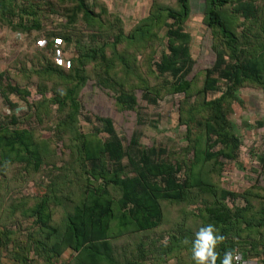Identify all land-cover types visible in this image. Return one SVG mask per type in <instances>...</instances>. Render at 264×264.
<instances>
[{
	"label": "trees",
	"instance_id": "16d2710c",
	"mask_svg": "<svg viewBox=\"0 0 264 264\" xmlns=\"http://www.w3.org/2000/svg\"><path fill=\"white\" fill-rule=\"evenodd\" d=\"M204 1L202 23L214 57L193 74L197 59L186 30L193 0H151L147 15L128 34L122 16L102 0H0V27L19 40L33 39L23 58L0 72V98L10 108L9 115L0 116V207H7L0 208V264H7L5 257L15 264H193L191 241L209 223L225 237L216 249L219 257L238 248L264 264V240H259L264 187L237 194L209 177H223L222 159H238L242 142L232 104L243 107L240 91L264 92V0ZM83 25L91 33L88 46L79 40ZM146 45L145 75L157 85L142 75L144 99L181 97L178 120L189 145L180 152L143 148L136 136L125 147L109 117H86L96 142L75 125L84 108L80 94L92 78L102 81L99 87L108 88L120 110L137 109L134 88L126 77L118 78V70L132 75L129 59ZM46 81L56 83L52 99L53 87ZM36 94L40 99L31 102ZM51 105L58 106L57 115H51ZM20 108L26 111L17 113ZM53 117L63 121L59 128L50 126ZM43 130L61 139L62 146L52 136L42 137ZM79 143V168L70 174L79 181L71 187L79 191L77 200L58 190L41 199L9 196L18 188L11 178L44 176L50 179L48 189L52 182L56 186L69 175L61 160ZM113 187L120 190L117 201L111 198ZM240 198L245 208L236 204ZM60 204L66 207L62 223L56 218ZM255 212L256 231L248 219L255 220Z\"/></svg>",
	"mask_w": 264,
	"mask_h": 264
},
{
	"label": "rangeland",
	"instance_id": "374dc122",
	"mask_svg": "<svg viewBox=\"0 0 264 264\" xmlns=\"http://www.w3.org/2000/svg\"><path fill=\"white\" fill-rule=\"evenodd\" d=\"M110 6L111 10L114 13H118L122 16L123 20L126 23V34L130 32L133 25L137 23L138 20L147 15L151 0H102ZM205 9L204 0H193L192 2V16L187 24L186 30L192 35V44L191 48L194 54V57L197 59V65L193 74L198 71V69L206 68L210 66L213 60L212 52V40L210 34L202 23V15ZM200 16V17H199ZM55 26H53L54 28ZM50 29V28H49ZM80 38L81 43L84 46L90 45L88 39V34H91L89 30L87 31L86 26L83 25L81 28ZM21 37H17L16 33L12 32L7 27H0V72L5 71L8 68L9 64L12 63L19 56L23 58L22 53L26 49L33 39L25 37L23 40H19ZM131 51V50H130ZM150 45L145 46V50L142 52H133V57L129 59V64L132 68V75L126 76V74H121L118 70V78L126 77V81L134 88L133 93L138 101L137 109L134 111H123L120 110L117 104L115 103L114 95L108 90L107 87H99V83H102L97 78H92L88 81L86 87L82 90L80 96L83 99L82 104L84 108H81V113L77 118V129H80V132L86 133V136L94 141L95 138L91 137L93 131L92 124L86 119L89 115L92 117H109L115 123L119 131V135L127 147L132 141L133 137L138 138L139 145L143 148H157V149H166L169 154L171 152H180V150L186 149L189 145L186 138L185 130L179 126V114L177 110V104L181 97L176 96H165L161 100H157L155 103H150L144 99L145 92L143 91L142 82L147 78L151 83H154V78L151 76H146L147 69L143 67L145 64V59H149ZM162 49L160 50L159 55H161ZM137 60H134V56H138ZM20 67V64L17 65ZM94 67L90 66L88 71L93 76L95 71ZM122 70V69H121ZM14 72V71H13ZM16 74H19L18 70H15ZM142 75L144 78H142ZM152 78V81H151ZM55 83V82H54ZM56 84V83H55ZM55 84H52V81L45 82L46 87L50 88L48 91V98L52 99L55 97ZM45 85H43L45 87ZM59 86H57L58 88ZM54 90V91H53ZM35 91V90H34ZM50 92V93H49ZM36 94L34 97L31 96L30 101H35L34 99H40L39 95ZM240 97L243 99L244 105L240 107L239 104L233 103L235 121L237 125L238 135L241 138L242 146L239 151L237 161H231L230 159H222L221 163L225 164L223 177L218 175H213L211 173L209 177L213 179L215 185H220L223 189L228 190L229 192L242 193L243 191L247 192L253 188L261 189L264 187V171H263V161L264 160V92L255 91L250 89H244L240 91ZM17 100V99H16ZM23 106L22 100H17ZM52 106V114L57 115L58 109L57 105ZM24 107V106H23ZM24 109V110H22ZM21 111H26L25 108H20L16 112L20 113ZM10 114V108L8 105H5V102L0 98V116L2 118ZM92 118V119H93ZM55 119L51 122L50 126L57 128L56 125L63 124V121L58 117H53ZM64 120V119H63ZM66 121V120H65ZM62 122V123H61ZM246 123H249L250 127L246 126ZM36 124V123H35ZM69 126V125H68ZM37 126H32L30 129L34 130ZM63 127V126H62ZM65 128V127H64ZM62 128V133L65 134L67 129ZM135 133V134H134ZM42 134V135H41ZM40 135L42 137H53L51 138L62 146L63 142H60L61 139L56 138L53 134L49 133L48 130H43ZM70 136V134H69ZM68 136V137H69ZM96 142V141H94ZM75 145L70 147V156L65 155L61 160L60 166L63 164L65 168H68L66 177L61 178L59 183L54 186L52 182V189L47 188V183H50V179L42 177L41 180H38L39 177L29 180L27 177L21 178H11V182L18 185L17 190H10L9 196L15 195L17 198H22L24 196H29L32 199H41L46 193L49 194V197L54 195V191L58 190L59 195L63 192L65 195H69L71 199L77 200V195L79 191L72 189V184L79 182L76 178L70 176L75 170H78L80 164L77 160L78 153L77 148L81 149L82 144L75 149ZM61 154V151H59ZM74 159V160H72ZM71 162L72 164H68ZM77 162V163H76ZM125 165L128 164V161H124ZM89 165V164H88ZM91 170V167H89ZM255 170V171H254ZM257 170V171H256ZM129 172V170H127ZM13 172V171H12ZM20 172V171H19ZM18 171H15L14 175H17ZM60 174V170H57L55 177ZM184 179V173L181 174ZM215 176V177H214ZM92 180H94L92 178ZM13 185V184H12ZM14 186V185H13ZM57 187V189H56ZM50 191L51 193H48ZM111 198L114 201H117L120 198V190L118 188L109 189ZM257 194L258 192H253ZM57 194V192H55ZM250 203L254 202V199L249 197ZM4 200V199H3ZM8 200H4V206L8 205ZM229 206L234 207L230 199L227 200ZM65 204V203H64ZM242 208H245L247 203L242 198L238 199L236 202ZM60 210L56 213V218L63 220L62 215L65 214L64 209L65 205L60 204ZM260 207L258 203L255 204L254 209L257 210ZM2 209H7V207H0ZM68 211V210H66ZM258 212V211H257ZM256 213V219L251 220L249 217L251 225L253 224L256 231V224L258 222L259 214ZM67 213V212H66ZM251 216V215H250ZM62 217V218H61ZM59 222V223H60ZM62 223V222H61ZM264 227V226H263ZM246 234H244V237ZM264 236H259V240L262 243ZM264 245V242L262 243ZM10 264H15L14 260H9L5 257ZM11 259V258H10ZM18 264V263H17ZM174 264V263H173Z\"/></svg>",
	"mask_w": 264,
	"mask_h": 264
},
{
	"label": "clouds",
	"instance_id": "9594fccd",
	"mask_svg": "<svg viewBox=\"0 0 264 264\" xmlns=\"http://www.w3.org/2000/svg\"><path fill=\"white\" fill-rule=\"evenodd\" d=\"M225 237L212 223L200 227L191 241V259L193 264H234L239 259L233 251H226L219 257L217 246L224 241ZM187 242V241H186Z\"/></svg>",
	"mask_w": 264,
	"mask_h": 264
},
{
	"label": "built area",
	"instance_id": "2783aa9c",
	"mask_svg": "<svg viewBox=\"0 0 264 264\" xmlns=\"http://www.w3.org/2000/svg\"><path fill=\"white\" fill-rule=\"evenodd\" d=\"M236 255L239 256V259L235 261L234 264H259L257 260L247 258L245 254L242 251H240L238 248ZM0 258H1V248H0Z\"/></svg>",
	"mask_w": 264,
	"mask_h": 264
},
{
	"label": "crops",
	"instance_id": "0c3cea01",
	"mask_svg": "<svg viewBox=\"0 0 264 264\" xmlns=\"http://www.w3.org/2000/svg\"><path fill=\"white\" fill-rule=\"evenodd\" d=\"M7 264H10V262H7Z\"/></svg>",
	"mask_w": 264,
	"mask_h": 264
}]
</instances>
